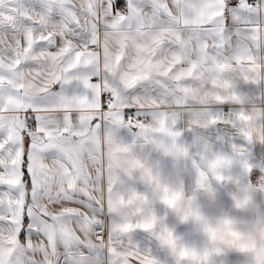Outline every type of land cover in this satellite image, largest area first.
<instances>
[{"label": "snow or ice", "instance_id": "obj_1", "mask_svg": "<svg viewBox=\"0 0 264 264\" xmlns=\"http://www.w3.org/2000/svg\"><path fill=\"white\" fill-rule=\"evenodd\" d=\"M0 264H264V0H0Z\"/></svg>", "mask_w": 264, "mask_h": 264}]
</instances>
